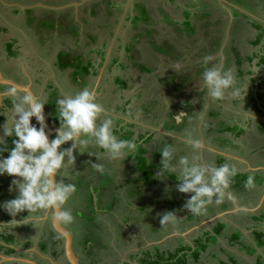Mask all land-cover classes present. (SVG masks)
I'll return each mask as SVG.
<instances>
[{
    "label": "crops",
    "instance_id": "0c3cea01",
    "mask_svg": "<svg viewBox=\"0 0 264 264\" xmlns=\"http://www.w3.org/2000/svg\"><path fill=\"white\" fill-rule=\"evenodd\" d=\"M7 1L10 0H0V3L4 7L14 6L7 4ZM63 2L64 4L50 9L54 11L56 18L64 19L65 13H68V9L72 6V1L67 4L65 0ZM18 8L19 11H23L24 8L26 10L23 6ZM87 15L88 21L86 18L83 19L85 23L92 18L89 13ZM252 20L259 21L258 18H251ZM101 30L99 28L87 36L79 31L76 37L72 34L60 37L54 30L50 34V40L48 38L42 41L36 40L39 42V48H42L41 57L35 51L31 55L24 54L21 49L24 32L14 31L10 34V28H6L3 18L0 17V80L4 79L12 83L0 81V136H2V126L7 119L6 115L11 108L9 90L15 89L18 95H36L35 89H37L41 93H46V96L48 93L54 94V108L52 107L54 115L49 111L46 116L48 125L46 131L51 133L49 139L54 138L55 130L59 127V121L57 117L55 118L57 114L55 102L64 96L62 91L59 93L56 91L67 84L60 81V75L68 74L71 80L68 85L70 89L64 90L65 92L74 94L79 91L80 84L71 74L81 77L83 59L84 64L89 60L93 62L94 68L97 67L95 61L100 60L101 57L97 52L98 50L102 52L104 44L103 32L107 35L112 31L110 28H105L103 32ZM262 34L264 36V32ZM30 35L32 37V34ZM152 40L155 42L154 39ZM250 41L248 43L252 47ZM113 42L114 37L107 44L104 67L110 60L108 56ZM156 44L158 50L152 45H148L147 49L158 61V66L165 67L176 61L172 57L170 59V54H176V50L179 49L178 44L157 42ZM6 45L11 47L10 52ZM163 45L166 52L159 51ZM208 47H212V50L215 48L214 44ZM220 47L215 53L208 54L205 51L203 56L212 58L209 66L216 64L222 70L228 68V61L232 59L235 75L239 78L236 82L237 87L241 89L240 98L226 95L222 101L212 100L207 94L199 72L192 74L186 69L188 66L184 69L180 66L179 71L170 70V74L175 76L171 79L170 74L164 78L155 75L153 81L151 79L150 82L148 81L152 83L150 87L152 92L149 89L152 97H149L144 107L141 106L145 110L142 111L144 116L139 122H125V117L131 111L129 106L121 109L118 107L122 106V103L117 105V108L105 105L108 110L106 114L114 118L116 126L114 134L120 139L136 140L138 152L112 163L106 159L101 160L100 162L108 169L102 175L95 172L92 166L85 168L87 173H82V178L79 177L78 172L71 175L76 178V180L72 179V183L78 184L77 191L71 199L80 202L77 209L73 210V216L80 210H88L90 216L87 223L84 217L77 219L74 217L76 223L73 222L71 225L60 223L72 234V254L76 264H151L156 261L166 264L168 260L177 261V264H220V262L227 264L228 261L235 259L234 256L240 264H264V152H261L264 147L260 142L264 138V49L260 42L257 46H253L259 49L241 55L233 47L227 50L226 55L219 58L218 55L222 53ZM71 48L78 49L81 56L76 55L77 59H71L72 56L68 53ZM233 51L237 52L240 62L238 66ZM59 54L68 57L65 63L74 60L73 69L60 70L57 67V64L63 61L58 57ZM17 56H19L18 60L15 59ZM201 65H205V62ZM142 66L146 69V74L156 71L154 67ZM100 70L93 76L94 69H89V75L95 78ZM182 77L187 78L183 80L187 81V85L176 87L173 82L179 83ZM172 79L174 81H171ZM100 81L99 78L98 84L93 89L96 95L99 92ZM155 84L159 90L154 92ZM130 91L131 89L122 91L124 94L121 96H126ZM201 92L202 98L199 97ZM185 96L186 100L183 99ZM204 100L215 101L216 107L211 111L208 105L204 104ZM227 102L228 109L224 106ZM181 104L185 109L180 106ZM238 104L242 105L241 112L235 113L230 110L231 106ZM171 108L175 110L171 116L174 122L177 115L184 114L180 121H186L185 130L174 131L172 126L168 128L160 124L154 116L160 114L163 121L170 120L168 111ZM188 111L189 113H186ZM187 114L190 115L189 119H184ZM230 119L234 123L228 126L227 120ZM32 122L35 123L34 118ZM189 135L203 142L200 150L203 161L214 163L216 166L229 163L239 169V175L232 183V191L237 196V203L225 201L219 206H209L202 215H193L184 207L190 194L176 191L178 181L174 174L166 179H160L157 177L158 171L152 176L146 173L144 169L154 161L147 158L150 149L160 151L163 143L164 146L172 144L177 149V159L184 155L191 156L192 150L185 142ZM11 138H6L5 144L0 145V153L4 156L8 153L6 149L12 146ZM68 146L69 144H65L62 147ZM89 151L103 150L90 148ZM79 158L82 160L81 164L98 163L94 156H89L87 153L81 154ZM78 169L84 171L81 166ZM249 175L254 177L255 183L251 189L245 188ZM12 179L7 175L0 176V204L16 196V192H9L10 187L8 188ZM67 207H72V204L69 202ZM166 212H173L176 215L178 220L175 224H161L163 214ZM25 216H27L26 212L21 213L17 219ZM51 218V215H46L31 219L25 224L12 225L9 224L12 217L0 209V264H71L66 255L64 238L55 230ZM34 223L37 225L35 226ZM209 240L215 241V244H208ZM248 248L253 252H249ZM214 261L220 262L214 263Z\"/></svg>",
    "mask_w": 264,
    "mask_h": 264
},
{
    "label": "clouds",
    "instance_id": "9594fccd",
    "mask_svg": "<svg viewBox=\"0 0 264 264\" xmlns=\"http://www.w3.org/2000/svg\"><path fill=\"white\" fill-rule=\"evenodd\" d=\"M211 57H205V70L202 80L208 96L222 101L226 95L240 98L241 89L237 87L236 77L229 68L222 70L215 64L209 66ZM11 108L2 126L0 145L5 139H12L11 149L5 157L0 153V176L12 177L9 191H15L14 199L0 204L12 220L9 224H25L31 219L51 215L53 219L71 225L74 216L67 207L77 191L76 185L67 178L76 168V154L87 153L94 156L98 163H90L95 172L104 174L108 169L101 160L109 163L124 160L135 153L138 144L132 139H120L115 133L114 118L107 115L108 110L98 101L92 90L85 88L74 94L64 95L56 100L57 119L54 138L46 131L44 106L47 102L34 94L18 95L15 89L8 92ZM184 114L177 115V122ZM33 118L35 123H32ZM141 113L129 111L125 122L136 123ZM123 126V125H121ZM186 144L192 150L191 156L176 157L177 149L166 144L160 151L161 161L157 177L166 179L175 175L178 181L176 191L190 194L185 209L193 215H202L209 206H219L225 201L237 203L232 191L234 178L239 169L229 163L216 166L203 161L200 150L203 142L189 135ZM65 144H69L64 148ZM99 149L102 152L89 151ZM255 186L254 177L249 175L245 188ZM27 216L17 219L21 213ZM178 218L173 212H166L162 223L175 224Z\"/></svg>",
    "mask_w": 264,
    "mask_h": 264
},
{
    "label": "rangeland",
    "instance_id": "374dc122",
    "mask_svg": "<svg viewBox=\"0 0 264 264\" xmlns=\"http://www.w3.org/2000/svg\"><path fill=\"white\" fill-rule=\"evenodd\" d=\"M27 1L28 2L25 3H20L19 1L15 3V0L7 1V4L10 5L14 4V6L11 5L6 7L1 5L0 3V17L3 18V24L6 25V28L7 27L10 28V34H12L14 31L24 32L23 33L24 36L22 40L23 47L21 48L24 51V54L31 55L35 51L42 57V54L40 52L41 49L39 48L40 47L39 42L37 41L38 42L37 43L36 40L39 39L38 35H40L39 30L41 27H44L43 30L47 34V38L50 40L51 33H50V28H48L49 27L48 22L45 20H43L45 22H42L36 18L32 20H27V18L24 15L25 8L23 9V11H19L18 7L23 6L26 7V9L41 8L47 11L52 9V7H58L61 4V2H63V0H52V1L27 0ZM92 1H97V0H82L80 2H77L75 0V3L74 0H72V6L70 7L72 8L71 9L72 12L70 11L71 13L70 15L74 14L73 18L75 19V21L72 22V26H74L77 30H79L80 33L83 35L93 33L98 28L102 29L101 30L102 32L105 28L114 29V33H115L114 42L112 43L111 49L109 50L110 56H108V58H110L111 61L113 56H115L116 60L110 62L111 64L113 63L111 65L110 75L116 76L120 74L123 75V78H125L126 80L129 78L132 79V82H129V86L131 87L130 93H128L126 96H121L124 93L118 94V91L116 92L115 90L117 89L115 86L116 84H114V86L108 84L110 83V78H107L106 82L101 87H99L97 98H99L101 93L103 95L101 99H99L98 101L104 106L107 105L106 100L104 99V96L107 94L102 92L106 88L107 90L105 91L110 92V95L114 97V101L112 102V105L115 104L114 107L121 104L122 102L131 100V104L129 105L130 110L134 115L136 112H140L141 118H143L144 116L142 110H139V108L142 106L141 103L143 102V107H144V105L148 102L149 97L150 96L152 97L149 91V89H151L152 92V88H150L152 83H149L150 79L153 81L155 75L164 78L170 74L171 69L178 70L180 66H182L181 68L183 69L186 66H188L186 68L188 71H190L192 74H196L198 71L200 77H202L204 68L201 66V64L205 62V57H206L205 55L203 56V53L206 51L205 49L207 44L209 45V42L212 41V39L216 37L221 38L222 46L220 47V50L222 49V53L221 52H220L221 54L218 53L219 58L222 55H224L229 48H233V47L236 50H238V52L241 55H247L259 49L258 47L257 48H254L253 46L251 47L248 43V41L252 40L256 35V31L254 27L250 24L251 18H258L260 21L264 22V5H262L259 2V0H242L243 3L242 2L237 3L236 2L237 0H124V4L121 6V8H118V6L113 8V12L115 14L109 13V15H106L104 10H102L98 18L97 17L89 18V22L85 23L83 22V19L87 18L88 15L86 11L82 8V5H84V3L86 4ZM113 1L114 3L115 2L119 3L122 0H113ZM98 2H100L102 6L105 5L104 0H99ZM141 4H144L145 6L144 10H146L147 13H149L150 16L149 21L151 22V24L147 23L141 25L138 23L137 25H139L138 26L139 28L137 30H134L131 28L132 24L130 23V19L135 15H137L136 8H139L138 10H141L142 8L140 6ZM236 10L250 18L238 16ZM3 11L5 12L3 13ZM187 12L190 15L188 17V20H186V18L184 17V15ZM37 13L41 17L43 11L37 10ZM116 18L118 19L117 22L119 24L115 23ZM11 19H15V20H11ZM185 20L189 21L188 26L184 25ZM113 25H117V26L113 27ZM148 30H150L151 33H153L150 35V38L154 39L157 43H161V44L167 43L170 45L178 44L179 49L176 50L177 51L176 54L175 53H173V55L170 54V59L172 57L176 59V61L174 60L172 64L168 63L169 65L165 67L162 65L158 66V61L152 57L151 52L148 51L147 49L149 48L146 40L147 38L146 34L148 33ZM192 31L194 32L192 33ZM58 32L61 34L63 32V29H60ZM29 33L32 34V37ZM190 34L191 36H189ZM103 35L105 36L104 32ZM261 46L264 49V37L261 41ZM127 47L132 51L131 53H128ZM164 47L165 46L163 45L162 48ZM65 51H67V49H65ZM24 54L22 55V57H24ZM27 58L29 59V57ZM15 59L18 60L19 56H17ZM228 63L229 64L227 65L228 66L227 69L230 68L233 71V74L235 75L233 61L231 58L230 61H228ZM107 64L108 62L106 63V65ZM138 64L144 65L148 68L154 67L156 71H154V73L146 74L145 72H141L139 70L137 66ZM104 70H106V68H104ZM60 76H61L60 81L63 82L64 84L67 82V84L60 87L59 90L56 92L59 93L60 91H62L63 95H68L70 94V92L68 93L65 92L64 90L70 89L68 85L71 83V80L69 79L68 74L64 73ZM103 77L104 78L106 77L104 72H103ZM235 77L236 80H239V78H237L236 75ZM186 79H187L186 77L181 78V80H186ZM161 82L163 83V81ZM111 90L113 91L111 92ZM158 90L159 87L155 84L154 92ZM35 92L38 94L37 97L42 98L47 102V104L44 106V112L46 116L49 114V111L53 114L52 107L54 108V103H53L55 100L54 94L48 93V95L46 96V93L44 92L41 93L37 89H35ZM202 95L203 93L201 92L199 97L202 98ZM123 97L125 98L124 100ZM183 99L186 100L187 97L185 96ZM212 100L210 102H208V100H204V104H207L208 109L210 108L211 111L213 108L216 107L215 101ZM227 104L229 103L227 102L226 105H224L225 108L227 107L226 109L229 108ZM180 106L184 108L183 104H181ZM261 106L263 105L261 104ZM110 107L112 106L110 105ZM258 107L261 110L260 106ZM241 109H242L241 104L230 107V110L234 111L235 113L241 112L240 111ZM226 111H224V113L227 115ZM174 112H175L174 108H171L168 111L170 120L163 121L162 116L160 115L156 119L160 124H163L168 128H171L170 126H172L174 131L185 130L184 126L186 125L185 124L186 121L184 120V122L183 121L177 122L176 119V122H174L171 117ZM186 113H189V111ZM56 117L57 114L55 118ZM189 117L190 115L187 114L186 116H184V119L185 118L189 119ZM227 122H228L227 123L228 126L229 124L234 123L233 120L231 119L227 120ZM260 142H262L261 144L264 147V138L261 139ZM163 147H164V143L160 149H162ZM259 148L260 147H258V150ZM136 152H138V149L136 150ZM261 152H264V150H262ZM155 153H156V149H150L147 158L153 160V158L151 157H154ZM80 155L81 154H76V168L74 170V173L77 174L78 172L79 177L82 178L83 177L82 173H87L85 168L86 169L90 168L91 164L87 165L85 162L81 164L82 160L79 158ZM80 166L81 168H84L83 172L81 171V169H78ZM88 173L90 174V172ZM72 179L76 180V178L69 176L67 178V182L72 183ZM237 180H239V178ZM8 183L10 184L9 181ZM76 185L78 186V184ZM69 202L70 204H72L71 212H73V210H76L77 206L80 205V202L78 200L73 201L71 199ZM74 217H76V219L80 217H84L83 219L84 221H86V223L90 220L88 219L90 218V216H88V210L86 211L80 210L79 213L74 214ZM93 218L95 220L94 215ZM74 222L76 223L75 220ZM90 223H95V222H90ZM34 225L36 226L37 223H34ZM10 235L9 238L11 239ZM208 244L214 245L215 241L209 240ZM245 249L247 248L245 247ZM250 249L251 248H248V250ZM249 252H253V251L250 250ZM251 256L253 257L254 254L252 253ZM234 258L235 259L228 261L227 264H240L238 260H236V256H234ZM215 262L218 263L220 261H214V263ZM220 264H224V263L220 262Z\"/></svg>",
    "mask_w": 264,
    "mask_h": 264
},
{
    "label": "trees",
    "instance_id": "16d2710c",
    "mask_svg": "<svg viewBox=\"0 0 264 264\" xmlns=\"http://www.w3.org/2000/svg\"><path fill=\"white\" fill-rule=\"evenodd\" d=\"M19 2H21V3H25V2H28L27 0H18ZM69 1H72V0H65V2H69ZM75 1V0H74ZM99 0H97V1H92V2H88V3H84V5H82V8L86 11V13H89V15H90V17H99V14H100V12L102 11V10H104V12H105V14L106 15H109V13H112V11H113V8H115L116 6H118V8H121V6L124 4V0H122V1H120L119 3L118 2H115L114 3V1L113 0H104V3H105V5L104 6H102L101 4H100V2H98ZM237 3L238 2H242V0H237L236 1ZM259 2L262 4V5H264V0H259ZM243 3V2H242ZM142 8H141V10H138L139 8H136L137 9V15H135L134 17H132L131 19H130V23L132 24V29H134V30H137L139 27V25H137L138 23L139 24H141V25H144V24H151V22L149 21V19H150V16H149V13H147V11L146 10H144L145 9V6H144V4H141L140 5ZM72 8H70V9H68V11H70ZM37 10H42L43 11V14L42 15H46V16H48V17H52L53 18V16H55V13H54V11L53 10H50L49 12L48 11H46V10H43V9H41V8H35V9H26L25 10V14H26V17H27V19L28 20H31V18H32V14L33 13H37ZM135 10V9H134ZM237 11V10H236ZM108 12V13H107ZM114 13V12H113ZM68 14L67 13H65V16H67ZM186 15H188V16H186ZM237 15L238 16H243V17H246V18H248L246 15H243L241 12H239V11H237ZM190 15H189V13L187 12L185 15H184V17L186 18V20H188V17H189ZM48 17H46L47 18V21H49L50 22V24L52 25V27L51 26H49L48 28H50V33L52 34L53 32H54V30L56 29V25L54 26L53 24L54 23H57L58 21H54V22H51V20H49L48 19ZM127 17H129V16H127ZM126 17V18H127ZM128 19V18H127ZM127 19H125V20H127ZM185 20V22H184V25L186 24V25H189V21H186ZM86 21H88V19L86 18ZM118 19L116 18V20H115V23L116 24H119L118 22ZM42 22H45V21H43L42 20ZM251 25L254 27V29H255V31H256V35L254 36V38L250 41L251 42V45L252 46H257L258 44H260V42H261V39H262V37H264L263 36V32H264V24H262V21H258V22H255V21H251ZM115 26H117V25H113V27H115ZM75 28V27H74ZM74 28L72 27V26H69V32L71 33L72 32V34H75V30H74ZM44 27H41L40 28V30H39V33H40V35L38 36L39 37V41H42V40H44V39H46L47 38V34L44 32ZM110 29H112V28H110ZM97 30H99V28L97 29ZM261 30V31H260ZM58 31V30H57ZM260 31V32H259ZM151 34H153V33H151V31L150 30H148V33L146 34V36H147V38H146V40H147V44L148 45H152V46H154V48L155 49H157L156 47V45H158V44H155L156 42H154L153 40H152V38H150V35ZM115 36V33H114V29H112V31H109V33H107V35H105L104 36V38H103V40H104V44H103V46H102V52H101V50H98V52H97V54L99 55V56H101V57H99L100 58V60H96L95 61V63L97 64V67L96 68H94V66H93V62L91 63L89 60H88V62L87 63H85L84 64V59L82 60L83 61V66H82V69H83V71L84 72H86V71H88L89 69H94V75L93 76H95V75H97L98 74V70H100V68H101V65H102V63H103V61H104V56H105V54H106V47H108L107 46V44L112 40V38ZM106 44V45H105ZM210 44H214V49L212 50V47H208ZM221 44H222V41H221V38H219V37H216V38H214V39H212V41H210L209 42V45L207 44V46H206V52L208 53V54H210V53H215L216 51H217V49H219V47L221 46ZM10 48L11 47H7V49H8V52H10ZM158 49H159V47H158ZM157 49V50H158ZM166 48L164 47V48H160V50L159 51H163V52H166V50H165ZM127 51H128V53H131L132 51L127 47ZM12 53V52H11ZM233 53H234V57H235V59H236V65L238 66V65H240V62H239V60H238V58H237V52L236 51H233ZM61 60L63 59V61L62 62H60V63H58L57 64V67L60 69V70H64L65 68H70V70L71 69H73L72 67H73V62H74V60H68V62L67 63H65V61H66V59L68 58V57H66L65 55H62V54H59V56H58ZM115 56H113V58H112V60L111 61H115L116 60V57L114 58ZM58 59V58H57ZM74 59H76V58H74ZM110 60L108 61V64L105 66V68H106V74H107V77H106V79L107 78H111V82L112 83H114V84H116V86H117V88H119V89H121L122 91H128V90H130L131 89V87L129 86V83H128V81L126 80V79H124L123 78V75H116V76H112V75H110V73H111V71H110V69H111V65L113 64H111L110 62H111ZM71 62V63H70ZM238 63V64H237ZM72 65V66H71ZM138 66V68H139V70L141 71V72H145L146 73V69L141 65V64H138L137 65ZM203 68L205 67V65H201ZM148 72H149V70H148ZM176 74V73H175ZM72 76H75V78H76V80H77V82L80 84V83H82V79L84 80V78L83 77H77L75 74H71ZM171 76H170V79L171 78H173V77H175L174 76V74H170ZM82 78V79H81ZM145 78V77H144ZM178 78V77H177ZM171 81H174V79H172ZM75 82V81H74ZM183 82V83H182ZM86 84H88V82H86ZM173 84L174 85H176V87H178V86H186L187 85V83L186 82H184L183 80H181L180 79V82L179 83H174L173 82ZM180 84V85H179ZM131 104V100L130 101H127V102H122V106H117L118 108H125L126 106H128V105H130ZM110 106V105H109ZM116 107V106H115ZM116 107V108H117ZM110 108H112V107H110ZM139 110H145V108H143V107H140L139 108ZM146 112V111H145ZM173 119V118H172ZM12 139H14V137H12L11 139H10V142H11V144H12ZM13 146V145H12ZM11 146V147H12ZM11 147H8L7 149H11ZM8 154V153H7ZM7 154L5 155V157L7 156ZM154 161L147 167V168H145L144 170L146 171V173L148 174V175H150V176H152L155 172H157V171H159V166H160V161H161V154H160V152H158V150H156V153H155V156H154ZM7 177H9V176H7ZM9 178H12V177H9ZM9 187H11L10 185H8V188ZM10 192V191H9ZM151 264H163V263H161L160 261H156V262H152ZM166 264H177V261L176 262H174V261H172V260H168L167 262H166Z\"/></svg>",
    "mask_w": 264,
    "mask_h": 264
},
{
    "label": "flooded vegetation",
    "instance_id": "af4514ba",
    "mask_svg": "<svg viewBox=\"0 0 264 264\" xmlns=\"http://www.w3.org/2000/svg\"><path fill=\"white\" fill-rule=\"evenodd\" d=\"M10 1H14V0H10ZM18 2V0H15V3H17ZM21 3V2H20ZM68 2H66V4H67ZM61 4H64V2H61ZM39 9V8H38ZM48 12L50 11V10H47ZM72 12V11H71ZM112 13H113V11H112ZM24 14H25V11H24ZM43 14V13H42ZM67 14H69V15H67V16H65L64 17V19L62 18V19H60V18H56L55 16H53V18L52 17H48V16H46V15H42L41 17L38 15V13H33L32 14V18H31V20L32 19H39V21H42V20H45V21H47V18L46 17H48V19L49 20H51V22H54V21H58L57 23H54L53 25L55 26L56 25V31L58 30H60V29H63V32L60 34L58 31H57V34H59L60 35V37H63L64 35H71L72 34V32L70 33L69 31V26H72V22L73 21H75V19L73 18L74 17V14L73 15H70L71 13H70V11L67 13ZM25 17H26V15H25ZM27 18V17H26ZM28 20V19H27ZM31 22V21H30ZM48 22V26H51L52 27V23L50 24V22L49 21H47ZM73 28H74V26H72ZM74 30H75V34H72V35H74L75 37L76 36H78V34H79V30H77L76 28H74ZM89 34H92V33H89ZM39 36V35H38ZM86 36H87V34H86ZM156 42V41H155ZM156 44V43H155ZM88 47V46H87ZM40 49H42V48H40ZM40 51H42V50H40ZM79 50L78 49H70L69 50V52L68 53H70L71 54V59H74V58H76L77 59V56L76 55H80L81 56V54L78 52ZM110 54V53H109ZM74 64V63H73ZM104 62L102 63V65H101V70H100V73H99V75L96 77V78H91V76L89 75V70L88 71H86V72H84L83 71V73L81 74V77H83L84 78V80L82 79V83H80V89H79V91L80 90H82V89H85V88H88V89H90V90H92L93 91V89L95 88L94 86H96L97 84H98V80H99V78L101 79V81H100V83H99V87H101L105 82H106V77H107V74H106V71L104 70ZM103 72L105 73V75H106V77L104 78L103 77ZM102 75V76H101ZM99 76H101V77H99ZM97 78H98V80H97ZM89 79H91V81H92V83H91V81H88ZM125 79V78H124ZM127 81H128V83L129 82H132V79H127ZM86 82H88V84H86ZM91 84H93V85H91ZM108 84H111L112 86H114V83H112L111 82V78H110V83H108ZM107 84V85H108ZM107 85H104V86H107ZM116 86V85H115ZM99 87H98V89H99ZM116 88H117V86H116ZM105 90H107L106 88L104 89V91H102L103 93H106L107 95H105L104 96V99L106 100V104H108V105H111L112 107H114V105H112V102L114 101V97L112 96V95H110V92H106ZM114 90V89H113ZM113 90H111V92L113 91ZM116 90V92L118 91V94L119 93H122V90L121 89H119V88H117V89H115ZM78 91V92H79ZM98 94V93H97ZM102 93L100 94V96H99V98H98V100L99 99H101V97H102ZM141 105L143 106V102L141 103ZM140 105V106H141ZM129 106V105H128ZM160 114H157V115H154L156 118L159 116ZM69 209H71V207L69 208Z\"/></svg>",
    "mask_w": 264,
    "mask_h": 264
},
{
    "label": "water",
    "instance_id": "95a60500",
    "mask_svg": "<svg viewBox=\"0 0 264 264\" xmlns=\"http://www.w3.org/2000/svg\"><path fill=\"white\" fill-rule=\"evenodd\" d=\"M0 81L6 82L8 84H12V83L8 82L7 80H4V79L3 80L1 79ZM51 221H52V225L54 226L55 230L58 233H60L62 235V237L64 238V247L66 250L67 258L70 260L71 264H76V259L74 258L73 254H72V242H73L72 234L67 229L63 228L60 225V222L56 221L53 218H51Z\"/></svg>",
    "mask_w": 264,
    "mask_h": 264
}]
</instances>
